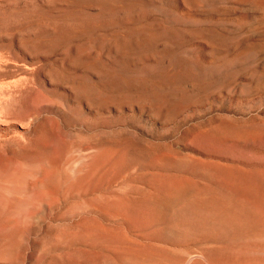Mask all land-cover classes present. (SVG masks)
<instances>
[{"label": "rangeland", "instance_id": "374dc122", "mask_svg": "<svg viewBox=\"0 0 264 264\" xmlns=\"http://www.w3.org/2000/svg\"><path fill=\"white\" fill-rule=\"evenodd\" d=\"M0 264H264V0H0Z\"/></svg>", "mask_w": 264, "mask_h": 264}]
</instances>
